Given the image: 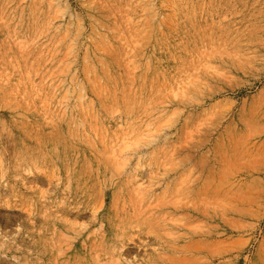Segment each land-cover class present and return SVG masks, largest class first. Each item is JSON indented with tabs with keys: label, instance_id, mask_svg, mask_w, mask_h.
Wrapping results in <instances>:
<instances>
[{
	"label": "rangeland",
	"instance_id": "obj_1",
	"mask_svg": "<svg viewBox=\"0 0 264 264\" xmlns=\"http://www.w3.org/2000/svg\"><path fill=\"white\" fill-rule=\"evenodd\" d=\"M0 264H264V0H0Z\"/></svg>",
	"mask_w": 264,
	"mask_h": 264
}]
</instances>
